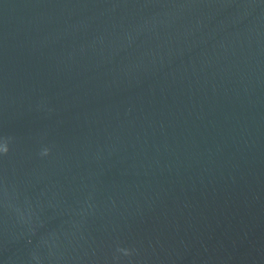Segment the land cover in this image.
Instances as JSON below:
<instances>
[{
	"label": "water",
	"instance_id": "obj_1",
	"mask_svg": "<svg viewBox=\"0 0 264 264\" xmlns=\"http://www.w3.org/2000/svg\"><path fill=\"white\" fill-rule=\"evenodd\" d=\"M5 142L0 264H264V0H0Z\"/></svg>",
	"mask_w": 264,
	"mask_h": 264
},
{
	"label": "clouds",
	"instance_id": "obj_2",
	"mask_svg": "<svg viewBox=\"0 0 264 264\" xmlns=\"http://www.w3.org/2000/svg\"><path fill=\"white\" fill-rule=\"evenodd\" d=\"M8 151H9V148H8L7 142L0 144V154H7ZM49 151L50 150L48 148H44L40 154L41 156H47L49 154ZM119 251L124 252L125 255L130 254L127 250H124V249H119Z\"/></svg>",
	"mask_w": 264,
	"mask_h": 264
}]
</instances>
